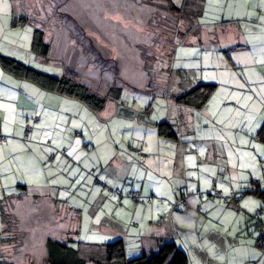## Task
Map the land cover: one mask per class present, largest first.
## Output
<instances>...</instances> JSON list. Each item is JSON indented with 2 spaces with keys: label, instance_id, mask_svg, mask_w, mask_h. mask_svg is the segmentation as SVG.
<instances>
[{
  "label": "crops",
  "instance_id": "obj_1",
  "mask_svg": "<svg viewBox=\"0 0 264 264\" xmlns=\"http://www.w3.org/2000/svg\"><path fill=\"white\" fill-rule=\"evenodd\" d=\"M189 1L178 2L187 8ZM198 1L195 0L193 5ZM199 4L202 9L196 8L198 14L205 16L208 7L210 17L203 20L193 18L192 21L189 17L193 16L191 4V12L187 9L185 16L202 31L197 34L185 31L186 40L182 44L197 48L196 58L202 65L206 60L212 69L206 76L202 73L196 76L192 81L194 86L215 83L216 90L203 107H180L175 100L174 115L169 113L166 118L162 117L160 124L171 125L177 137L161 135L160 124L157 125L159 144L165 149L161 157L166 158L167 168L161 176L153 172L152 184L147 180L137 182L140 170H134V167L137 161L140 162L139 152L129 147L130 153H122L123 159L113 166V173L106 178L111 184L132 177L135 182L131 186L122 185V199L111 195L110 187L107 191L99 189V192L97 188L90 191L82 212L90 204L89 215L100 225L98 230L94 223H88L89 232L85 233L91 236L98 232L99 238L106 235V242H91L95 244L123 240L128 259L141 254L140 237L149 234L174 237L178 247L188 253V264H264V252L257 244L258 232L253 225L260 219L264 226V0H202ZM26 22L31 25H27L29 30L25 29L29 32L27 51L38 55L32 50L34 25L27 16ZM185 92H178L175 96ZM51 93L54 92H44L43 88L25 79L22 81L5 70L0 71V134L9 136L6 144H0V200L22 196L35 201L31 197H44L30 194L31 190H37V194L43 190L45 196H53L51 190L35 183L40 174L34 176L32 170L39 172L43 161L55 150L30 138L44 141L42 138L47 135L57 147L63 144L65 134L57 133V129L51 131L50 126L53 122L56 125L61 123L65 113L61 115L49 103L64 100L74 104L80 100ZM35 116H39L40 121L35 123ZM76 118L79 116L72 113L63 122L72 134L78 131ZM27 124L34 126L30 141L25 139ZM69 148L74 159L81 152L88 154L80 147ZM55 157L53 173L64 172L70 160L61 154ZM140 157L144 160L148 155ZM162 165L158 161L159 169ZM173 179L178 183L172 182ZM21 185L26 186L25 189L19 187ZM252 186L257 188L256 192L239 201L210 197L212 189L228 195L230 190L241 191ZM130 191L153 199L145 205H138L127 195ZM200 194L204 197L201 198ZM183 198L187 205L181 204ZM66 203L63 208L77 215L73 239L80 240L76 235L84 231L81 209H74ZM179 208L183 212L178 213L187 222L192 221L190 225L176 223L173 211ZM258 210H262L259 217L256 216ZM0 222L4 229L1 212ZM193 232L195 243L190 241ZM3 240L2 235L0 251Z\"/></svg>",
  "mask_w": 264,
  "mask_h": 264
},
{
  "label": "rangeland",
  "instance_id": "obj_2",
  "mask_svg": "<svg viewBox=\"0 0 264 264\" xmlns=\"http://www.w3.org/2000/svg\"><path fill=\"white\" fill-rule=\"evenodd\" d=\"M194 2L190 0L185 10H192L193 16H189L192 21L193 18L203 20L210 17L208 7L205 16L197 12L196 8L202 9L199 4L202 0L196 5ZM26 16L32 24L46 31L47 41L52 46L48 58L27 51L29 32L26 30H29L27 25H31L26 22ZM187 30L197 34L202 28L191 23L183 13H174L169 0H0V54L54 76H61L65 71L98 94L105 93L110 86L117 87L100 112L90 110L80 101L74 104L64 100L49 103L61 115L65 113L64 120L72 113L79 116L76 118L79 135L68 131L62 119L61 123L56 125L53 122L50 126L51 131L57 129V133L65 134L63 144L59 147L56 143L51 145L54 150L59 149L61 156L68 158L70 163L64 172L55 174L52 161L56 157L49 159V156L39 172L32 170L34 176L40 174L35 183L51 190L53 196H45L43 190L38 194L37 190H31L30 194L44 197H31L35 201L28 198L14 201V217L9 222L16 231L7 234L11 239L9 243L2 244L6 258L17 264H47L48 240L64 242L74 237L77 215L63 208L66 202L74 209L80 208L83 215L84 231L75 234L77 238L90 243L106 242V235L99 238L98 232L91 236L85 233L89 232L88 223H94L98 230L100 224L91 219L90 204L84 213L82 211L93 188L98 191L106 190L108 186L123 189L125 183L131 186L135 182L132 177L111 184L106 178L113 173V166L123 159L122 153H130L129 147L140 150L142 157L148 155L144 160L139 155L140 162L137 161L134 167V170H140L137 182L147 180L152 184L153 172L161 176L166 170V158L161 157L165 149L159 144L157 125L163 121L162 117L166 118L169 113L174 115L176 93L191 89L196 76L201 73L206 76L212 71L206 60L202 65L196 58L197 48L182 44ZM0 71L4 72L1 65ZM158 84H163L164 94L158 92ZM44 92L48 91L44 89ZM42 139L44 141L30 138L45 145L52 141L47 135ZM72 146L80 147L88 154L81 152L74 159L69 152ZM158 161L163 164L162 169L157 167ZM107 167L109 175L106 174ZM96 177L105 186L98 185ZM172 182L178 183V180ZM214 195L215 192L210 197ZM230 196L226 194L228 200L218 199L233 202ZM180 211L183 212L180 208L174 209L175 221L184 225L187 219L178 213ZM191 223V220L187 222L188 225ZM3 231L0 222V237L5 238ZM133 232L131 229L130 233ZM11 235L16 240L13 241ZM190 241L195 243V233Z\"/></svg>",
  "mask_w": 264,
  "mask_h": 264
},
{
  "label": "trees",
  "instance_id": "obj_3",
  "mask_svg": "<svg viewBox=\"0 0 264 264\" xmlns=\"http://www.w3.org/2000/svg\"><path fill=\"white\" fill-rule=\"evenodd\" d=\"M169 2L171 3V7L174 13H179V14L183 13V16H185L186 13L185 4L180 2H175L174 0H169ZM34 28L35 29L32 39V50L38 55L49 57L52 52V46L47 41L46 31L42 28H38L36 25H34ZM144 54L146 55L147 53L145 52ZM147 57L148 55L145 58ZM0 65L6 72L10 73L16 78L31 81L35 83L37 86L47 91H51L54 93H58L61 95L78 99L83 104H85L90 110L95 112H100L106 107L108 97L110 96L111 93H113L117 89V87L115 88L113 86H110V88L107 89L105 93L98 94L92 92V90H90L85 83L80 82L78 78L67 75L64 70H63L64 73L61 76H54L36 70L33 67L26 65L22 61H19L15 58L2 54H0ZM216 87L217 85L215 83H200L194 86L189 91L179 96H175V100L180 105H187L193 108H201L207 103L211 95L215 92ZM165 90L166 89H164L163 86H161L158 92L165 93ZM118 94H119V90H118ZM37 117L39 118L38 121H40V117L35 116L33 120L35 123L38 122L37 120H35ZM28 125L32 127V130L31 131H27V129L25 130L26 140H29L30 134L32 133L34 128L33 125L27 124V126ZM159 133L169 138L177 137L176 131L173 130L171 125L167 123H161L159 125ZM0 135L7 136L5 134H0ZM7 137L8 140L2 141L0 142V144H6L9 141V136ZM51 144L52 142H48L47 145L52 147ZM137 151L142 156L141 151L140 150ZM63 152H65V150ZM58 154H61V151H59V149H55L54 155L50 156V159H54L55 155L57 156ZM95 179H96L95 182H97L98 185H100L101 187L105 186V184L101 180H99L98 177H96ZM98 181L100 183H98ZM19 187L21 188L24 187L25 189L26 186L21 185ZM110 188L111 190H113V191L109 190V193L111 195H116L119 197V199H122L124 197L123 189H121L120 187H116V188L110 187ZM130 192L134 193V197L140 196L141 199H144L145 202L143 203H148L151 201V199H153L152 197H143L142 195H140V193H135L134 191H130ZM130 192H128L127 194L128 196ZM214 192L216 194V192L219 191H215V189H212L210 195ZM234 192L236 193V197L233 198L230 196L233 201H239L241 198L245 197L246 195L250 193H255V192H251L249 188L242 189L241 191L234 190ZM203 194H200L201 198L204 197ZM224 196L226 197V195L223 194V198H220L214 195L213 198L224 199ZM134 197L132 198L136 199ZM22 199H23L22 196L20 197L11 196L9 198L7 197L0 200V212L3 221L5 223L3 233L4 234L6 233V237L3 238L4 239L3 243L6 242L9 243V241H11V239L7 236V234L8 233L14 234L13 230H15V228L11 225L9 220L12 217H14L13 216V211L15 210L14 201L22 200ZM136 201L141 202L137 199ZM184 201H186L185 198L181 200V204ZM261 214H262V210H258L256 216L259 217V215ZM253 225L255 226L258 232L257 244L259 245V247H261V245L264 244V234L261 233V231H264V226L260 219L257 220ZM11 236L13 237V241L16 240V238H14L13 235ZM140 247H141V254L138 257L128 259L126 257L125 243L121 239L106 244L86 243L80 240H74L73 238L66 239L64 242L63 241L60 242L57 240L53 241L49 239L47 245L48 254L46 258V263L47 264H92V263L93 264H188L189 262L188 253L178 247L175 238L172 236H158V235H149V234L142 235L140 237ZM0 264H17V263L15 262V260L6 258L1 250Z\"/></svg>",
  "mask_w": 264,
  "mask_h": 264
},
{
  "label": "built area",
  "instance_id": "obj_4",
  "mask_svg": "<svg viewBox=\"0 0 264 264\" xmlns=\"http://www.w3.org/2000/svg\"><path fill=\"white\" fill-rule=\"evenodd\" d=\"M35 120L38 121L39 118L37 117ZM26 129H27V131H31L32 130V127L30 125H28ZM77 134L79 135V133H77ZM7 140H8V137L7 136H1L0 135V142L7 141ZM98 183H100V182L98 181ZM109 189H110V191H113V190H111V188H109ZM256 190H257V188L254 187V186H252L250 188V191L251 192H256ZM230 195L233 198L236 197V193L234 192V190H231L230 191ZM129 196L134 197V193L133 192H130ZM215 196L220 197V198H223V193L221 191L216 192ZM134 198H136L137 200H139L141 202H145V200L144 199H141L140 196H137V197H134ZM224 199H227V197L224 196ZM183 203H184V205H186V201H184ZM261 233L264 234V231H261ZM260 248L264 252V244H262Z\"/></svg>",
  "mask_w": 264,
  "mask_h": 264
}]
</instances>
